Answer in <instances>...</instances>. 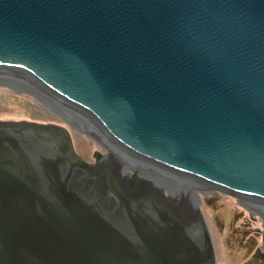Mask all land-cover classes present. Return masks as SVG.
I'll return each instance as SVG.
<instances>
[{
  "label": "water",
  "instance_id": "1",
  "mask_svg": "<svg viewBox=\"0 0 264 264\" xmlns=\"http://www.w3.org/2000/svg\"><path fill=\"white\" fill-rule=\"evenodd\" d=\"M17 80L125 158L90 166L62 124L1 121L0 264H214L196 185L264 215V0H0Z\"/></svg>",
  "mask_w": 264,
  "mask_h": 264
},
{
  "label": "rangeland",
  "instance_id": "2",
  "mask_svg": "<svg viewBox=\"0 0 264 264\" xmlns=\"http://www.w3.org/2000/svg\"><path fill=\"white\" fill-rule=\"evenodd\" d=\"M5 119L62 124L68 130L74 154L90 166L100 161L94 157L95 152L110 153L101 139L108 143L110 140L95 124L23 81L0 83V122ZM83 123L99 134L82 128ZM213 191L205 195L196 191V195L211 233L214 261L216 258L218 264H242L258 248L264 249V216L238 198Z\"/></svg>",
  "mask_w": 264,
  "mask_h": 264
},
{
  "label": "bare ground",
  "instance_id": "3",
  "mask_svg": "<svg viewBox=\"0 0 264 264\" xmlns=\"http://www.w3.org/2000/svg\"><path fill=\"white\" fill-rule=\"evenodd\" d=\"M17 81H19V82H22L21 80H17ZM37 89V88H36ZM38 90V89H37ZM77 115H79V114H77ZM69 116L71 117V115L69 114ZM82 128H84L85 130H87V131H89L90 133H92L93 135H95V133H94V130H96V132H98L97 131V129H94L93 127H91V128H89V127H87L86 126V124L85 123H83V124H81L80 125ZM98 134H99V132H98ZM97 136V135H96ZM98 137V136H97ZM107 138V137H106ZM109 139V138H108ZM101 141L106 145V147H107V150H109V152L111 153H113V161L117 164V165H119L120 164V162H122V161H124V159L123 158H125V156L123 155V153H122V151H120V149L119 148H117V147H114L112 144H110V143H108L106 140H104V139H101ZM115 159V160H114ZM133 163H134V161L132 160V159H130ZM139 161V160H138ZM131 165H129V163H124L121 167H123L124 169H126L129 173H131V174H133V175H136V176H138V178L140 179H144V180H147V179H154V180H156V175H153L152 177H149L148 175H146L143 171H134V170H130L129 169V167H130ZM143 166L148 170V174H150L151 172H152V170L154 169V167H151L150 166V164H148V163H143ZM196 191H198V193H201V194H206L207 192H214L211 188H208V187H206V186H199V185H196V187H195V192ZM242 202H244V203H246V201H242ZM251 206H253L254 208V211L256 210V211H258L259 212V210L261 209L260 207V205L258 204V205H256V204H254V203H251V202H248ZM241 205H243L242 203H240ZM244 206V205H243ZM264 208V207H263ZM264 211V210H263ZM263 214V213H262ZM264 216V215H263Z\"/></svg>",
  "mask_w": 264,
  "mask_h": 264
},
{
  "label": "flooded vegetation",
  "instance_id": "4",
  "mask_svg": "<svg viewBox=\"0 0 264 264\" xmlns=\"http://www.w3.org/2000/svg\"><path fill=\"white\" fill-rule=\"evenodd\" d=\"M58 144H60V142L58 143ZM57 144V145H58ZM64 143H62V145L60 144V146L62 147V148H64L65 147V144L63 145ZM59 149V148H58ZM59 151L62 153H64L65 152V150L64 149H59ZM191 205L189 204L188 205V207H190ZM264 240V239H263ZM251 258V257H250ZM214 264H218L217 263V260H216V258H215V261H214ZM242 264H264V249H262V248H258L255 252H254V254L252 255V258L251 259H249L248 261H246V262H242Z\"/></svg>",
  "mask_w": 264,
  "mask_h": 264
}]
</instances>
